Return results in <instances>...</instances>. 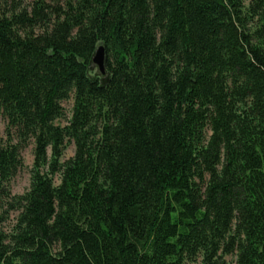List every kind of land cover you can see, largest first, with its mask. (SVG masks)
<instances>
[{
    "label": "trees",
    "instance_id": "obj_1",
    "mask_svg": "<svg viewBox=\"0 0 264 264\" xmlns=\"http://www.w3.org/2000/svg\"><path fill=\"white\" fill-rule=\"evenodd\" d=\"M0 116V264H264V0H0Z\"/></svg>",
    "mask_w": 264,
    "mask_h": 264
},
{
    "label": "rangeland",
    "instance_id": "obj_2",
    "mask_svg": "<svg viewBox=\"0 0 264 264\" xmlns=\"http://www.w3.org/2000/svg\"><path fill=\"white\" fill-rule=\"evenodd\" d=\"M22 5H27L31 2V0H18ZM92 70V76H100L101 74L98 72V69L96 66H91ZM62 106L64 108V116L60 119H56L55 123L58 125H65L67 123L68 117L70 116V111L72 107V101L71 99L68 101L62 102ZM6 120L0 116V131L3 135V138L6 140L8 138L7 132H6ZM11 132V131H10ZM12 136V135H11ZM12 143L17 142V138L15 136H12ZM34 144L33 140L29 139L25 146L21 150V161L22 165L18 168L16 173L11 177L10 181L7 184V188L10 192V197L7 199L8 202L4 203L2 207L0 208V213L5 214V219L3 222V230L5 232H10L15 223L18 216L19 211L16 209H12L10 205H14V196L22 195L24 192H26L31 184V178H32V171H33V163H34ZM74 153V145L70 142H65V148L63 149V154L61 157V161L66 160L67 158L71 157ZM54 181L57 183L58 179L54 177ZM225 260L233 264L235 260L234 255H225ZM187 264H201L200 259H197L193 263H187Z\"/></svg>",
    "mask_w": 264,
    "mask_h": 264
},
{
    "label": "water",
    "instance_id": "obj_3",
    "mask_svg": "<svg viewBox=\"0 0 264 264\" xmlns=\"http://www.w3.org/2000/svg\"><path fill=\"white\" fill-rule=\"evenodd\" d=\"M92 65L96 66L101 75L105 74V51L102 45L98 46L92 57Z\"/></svg>",
    "mask_w": 264,
    "mask_h": 264
}]
</instances>
